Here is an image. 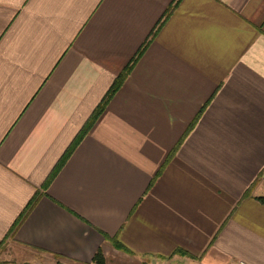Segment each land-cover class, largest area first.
<instances>
[{
    "label": "crops",
    "instance_id": "1",
    "mask_svg": "<svg viewBox=\"0 0 264 264\" xmlns=\"http://www.w3.org/2000/svg\"><path fill=\"white\" fill-rule=\"evenodd\" d=\"M262 196L264 0H0V264H264Z\"/></svg>",
    "mask_w": 264,
    "mask_h": 264
},
{
    "label": "trees",
    "instance_id": "2",
    "mask_svg": "<svg viewBox=\"0 0 264 264\" xmlns=\"http://www.w3.org/2000/svg\"><path fill=\"white\" fill-rule=\"evenodd\" d=\"M172 8H173V4L170 5L168 10L166 11L164 16L162 17V20L171 12ZM161 21L156 26V29H154L152 35H154L156 33L157 29L159 28V25H160ZM149 41L150 40L148 38L146 40V42L143 44V46L139 49V51L137 52L136 56L130 61V63L126 66V68L117 76V78L115 79L114 83L112 84V86L110 87L108 92L106 93V95L103 98V100L100 102L98 107L95 109L94 113L92 114V116L90 117V119L88 120L86 125L83 127V129L81 130V132L79 133L77 138L74 140V142L71 145V147L67 150V152L65 153L64 157L59 162V164L57 165V167L54 170V172L51 174L50 178L45 182V184H44L45 188H47V186L50 184V182L53 179V177L55 176V174L59 171V169L62 167V165L68 159V157L71 155V153L74 150V148L80 143V141L83 139V137L88 133L89 129L94 124L96 119L103 112L104 108L110 102V100L115 95V93L118 91V89L122 86V84L124 83V81L127 78L128 74L131 72L135 62L137 61L138 57L142 54L143 50L148 45ZM37 198H38V195L34 196V198L31 200V202L26 207L25 212H24V214L22 216L26 215V213L33 207V205L37 201ZM258 199H260L261 201L264 202V197L263 196L262 197H258ZM94 263L95 264H106L105 258H104V254H103V252L101 250H99L96 253V255L94 257Z\"/></svg>",
    "mask_w": 264,
    "mask_h": 264
},
{
    "label": "rangeland",
    "instance_id": "3",
    "mask_svg": "<svg viewBox=\"0 0 264 264\" xmlns=\"http://www.w3.org/2000/svg\"><path fill=\"white\" fill-rule=\"evenodd\" d=\"M11 255H14L12 251L9 252V256L10 257H11ZM7 264H13V263H11V262L8 261ZM26 264H27V262H26Z\"/></svg>",
    "mask_w": 264,
    "mask_h": 264
}]
</instances>
